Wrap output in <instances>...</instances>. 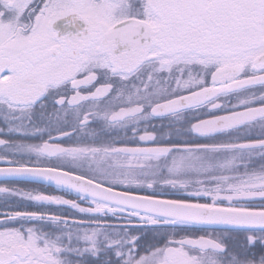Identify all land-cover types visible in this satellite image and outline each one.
Returning <instances> with one entry per match:
<instances>
[{"label": "snow or ice", "instance_id": "1", "mask_svg": "<svg viewBox=\"0 0 264 264\" xmlns=\"http://www.w3.org/2000/svg\"><path fill=\"white\" fill-rule=\"evenodd\" d=\"M0 181V264H264V0H0Z\"/></svg>", "mask_w": 264, "mask_h": 264}, {"label": "flooded vegetation", "instance_id": "2", "mask_svg": "<svg viewBox=\"0 0 264 264\" xmlns=\"http://www.w3.org/2000/svg\"><path fill=\"white\" fill-rule=\"evenodd\" d=\"M0 183H4V182L0 181ZM10 186L18 187V188L25 189V190L38 189L46 193H52L56 195H65L64 193L57 191L54 186H49V185H45L43 183H38V182H27V181L11 182ZM66 198H74V197H66ZM16 202L19 203L22 207H27L29 209H32L35 207L31 202L26 201V200L16 201ZM53 210H56V209H53ZM59 211H64V209H59Z\"/></svg>", "mask_w": 264, "mask_h": 264}]
</instances>
